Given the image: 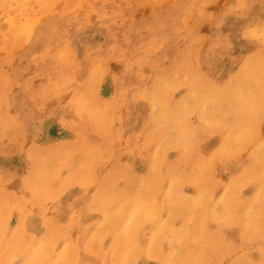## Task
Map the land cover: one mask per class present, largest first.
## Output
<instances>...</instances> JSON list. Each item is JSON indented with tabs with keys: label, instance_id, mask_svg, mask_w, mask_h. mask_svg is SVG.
<instances>
[{
	"label": "rangeland",
	"instance_id": "obj_1",
	"mask_svg": "<svg viewBox=\"0 0 264 264\" xmlns=\"http://www.w3.org/2000/svg\"><path fill=\"white\" fill-rule=\"evenodd\" d=\"M257 56L264 0H0V264H264V104L219 88Z\"/></svg>",
	"mask_w": 264,
	"mask_h": 264
},
{
	"label": "bare ground",
	"instance_id": "obj_2",
	"mask_svg": "<svg viewBox=\"0 0 264 264\" xmlns=\"http://www.w3.org/2000/svg\"><path fill=\"white\" fill-rule=\"evenodd\" d=\"M22 2V0H20ZM13 4V3H12ZM6 7V6H5ZM21 8V7H20ZM19 10V9H18ZM256 60L259 62V64L256 67L250 68L249 70L246 69V73L243 76L242 75H235V77L230 78L223 86H219V88L222 89V95L228 99L229 103L234 102L236 104V109L239 112V114H245L247 117H250L254 114L255 108L253 105H261L264 104V100L262 102L264 89H263V81L262 78L259 79V76H263L264 67L263 64L260 62L262 61L261 56H257ZM241 78V79H240ZM177 85H181L184 88H186V93L184 95V98L180 102H173L171 104L164 105L165 109L162 108V102L166 98V94L168 93L169 86L171 82L168 84V82L163 78L160 77L155 82V88L159 92V95L156 97H151L148 100V107L152 110L155 109L158 114L163 115L164 119H167L169 121V131L170 133H173L175 126V117L177 116V113L182 112L184 107H192L193 109H197V100L193 99L192 90L194 88L193 81H191L190 78L186 75H180L177 80ZM216 89L218 88L215 87ZM205 96L206 93H203ZM237 97L236 100H234V97ZM164 136V135H162ZM186 140V138H185ZM93 147L86 146V148L81 149V158L79 163H76V172L77 175H83L87 174V172L90 171L91 165H92V159L94 152ZM74 154V153H73ZM69 156V155H68ZM66 157L64 162H72L71 156ZM256 163V161H255ZM255 163L250 164V169H252L255 165ZM83 173V174H80ZM142 188L138 191V201L140 202V199L142 198V192L144 190ZM109 186H104L101 191V196L103 197L105 194V190L109 189ZM139 204V203H138Z\"/></svg>",
	"mask_w": 264,
	"mask_h": 264
}]
</instances>
